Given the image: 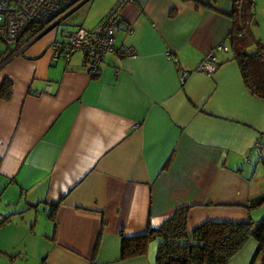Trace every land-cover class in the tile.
I'll return each mask as SVG.
<instances>
[{
	"label": "crops",
	"instance_id": "1",
	"mask_svg": "<svg viewBox=\"0 0 264 264\" xmlns=\"http://www.w3.org/2000/svg\"><path fill=\"white\" fill-rule=\"evenodd\" d=\"M230 10L131 0L113 40L132 57L105 55L95 77L78 53L51 59L56 30L0 61V264H154L156 241L122 260L121 237L184 206L187 230L264 215L247 210L264 193V100L231 49L214 52L210 75L196 71L228 36ZM255 248L247 240L226 264H249Z\"/></svg>",
	"mask_w": 264,
	"mask_h": 264
},
{
	"label": "trees",
	"instance_id": "2",
	"mask_svg": "<svg viewBox=\"0 0 264 264\" xmlns=\"http://www.w3.org/2000/svg\"><path fill=\"white\" fill-rule=\"evenodd\" d=\"M254 1L230 0L228 36L232 60L238 67L244 88L250 95L264 100V51L257 42L245 45L243 36V32L245 35L249 33V20L253 21ZM260 164L264 172V160ZM263 204L264 193L248 201L247 210ZM188 210L189 207L185 206L177 208L159 227L147 229L143 235L122 236L120 259L144 255L148 242L154 240V264H226L247 240L252 239L256 248L249 264L257 258L260 264H264V215L258 221H251L248 217L236 222L206 221L187 230Z\"/></svg>",
	"mask_w": 264,
	"mask_h": 264
},
{
	"label": "built area",
	"instance_id": "3",
	"mask_svg": "<svg viewBox=\"0 0 264 264\" xmlns=\"http://www.w3.org/2000/svg\"><path fill=\"white\" fill-rule=\"evenodd\" d=\"M89 0H0V42L6 49V60L21 53L29 43L54 30L63 19L80 5ZM131 0H117L112 9L104 15L94 28H75L59 31L60 40L51 45V59L68 61L72 54L81 55L82 66L90 77L99 74L102 58L115 55L120 59L132 57L131 48L114 44V31L119 22L122 5ZM28 34L25 38L24 35ZM130 34V31H127ZM229 36L212 51L205 53L196 66V71L210 75L215 69L214 52L226 53L230 50ZM168 55V53L166 54ZM186 73L178 71V81L182 84Z\"/></svg>",
	"mask_w": 264,
	"mask_h": 264
},
{
	"label": "rangeland",
	"instance_id": "4",
	"mask_svg": "<svg viewBox=\"0 0 264 264\" xmlns=\"http://www.w3.org/2000/svg\"><path fill=\"white\" fill-rule=\"evenodd\" d=\"M116 2L117 0H90V2L86 5L80 7L76 11L74 10L69 13L63 19V21L52 31H57V38L59 40L61 38V35H59L60 30H64V32L71 31L72 29H75L74 26L79 24H81V26H83L84 28H91L99 21L97 16L99 14H102V17L106 15L108 11L114 7ZM241 15L239 12L238 17H240ZM253 21L252 19L251 21L249 20V23L251 24L249 33L245 35L243 32V36L245 38L244 44L248 45L250 42H257L263 48L264 51V0L254 1ZM113 34H115V31ZM27 35L28 34H25L24 38ZM5 54V46L3 45V43L0 42V56H3ZM224 54L230 56L231 53L229 54V52H226ZM262 207H264V204L255 208L254 210H258Z\"/></svg>",
	"mask_w": 264,
	"mask_h": 264
},
{
	"label": "bare ground",
	"instance_id": "5",
	"mask_svg": "<svg viewBox=\"0 0 264 264\" xmlns=\"http://www.w3.org/2000/svg\"><path fill=\"white\" fill-rule=\"evenodd\" d=\"M123 6V5H122Z\"/></svg>",
	"mask_w": 264,
	"mask_h": 264
}]
</instances>
